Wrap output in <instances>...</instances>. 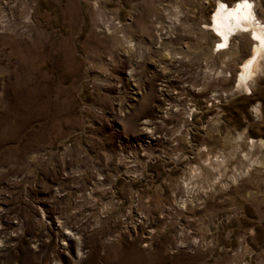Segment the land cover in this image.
<instances>
[{
    "label": "rangeland",
    "instance_id": "374dc122",
    "mask_svg": "<svg viewBox=\"0 0 264 264\" xmlns=\"http://www.w3.org/2000/svg\"><path fill=\"white\" fill-rule=\"evenodd\" d=\"M216 3L0 0V264H264V73L208 105L250 48L212 56Z\"/></svg>",
    "mask_w": 264,
    "mask_h": 264
},
{
    "label": "bare ground",
    "instance_id": "6f19581e",
    "mask_svg": "<svg viewBox=\"0 0 264 264\" xmlns=\"http://www.w3.org/2000/svg\"><path fill=\"white\" fill-rule=\"evenodd\" d=\"M257 1L259 2V0ZM254 2V0H236L233 4H228L224 0H217L208 22L205 23L206 28L204 29L216 38L215 43L223 46H226L229 36L236 31L239 32L238 35L245 36L249 39V54L242 62L244 64L242 69L238 70L241 74L239 77L236 75L235 83L239 81V91H251L252 94V87L256 82V78L261 73H264V19L259 18L255 13V9L253 8ZM213 14L214 16H212ZM213 31L218 35L216 33L213 34ZM254 107L256 111H259L257 106ZM239 136V138L242 137V135ZM248 140H250L248 142L249 144L264 147V140L262 139L249 138ZM61 227L62 225L60 224L58 228L63 231ZM64 230L62 232L63 246L67 247L69 241L77 238V257L81 259L83 254L81 252L80 237H76V231L70 229Z\"/></svg>",
    "mask_w": 264,
    "mask_h": 264
},
{
    "label": "built area",
    "instance_id": "2783aa9c",
    "mask_svg": "<svg viewBox=\"0 0 264 264\" xmlns=\"http://www.w3.org/2000/svg\"><path fill=\"white\" fill-rule=\"evenodd\" d=\"M115 26L118 28H123V23L121 21H116ZM237 40H238V37H236L235 39L228 40V42H226V46L220 45L219 43H214V45L212 47V56L218 57L222 54L231 53V51L233 50V46L235 45V43H237ZM241 63L237 64V66L233 67V68L229 67L227 64H222V65H217V66L215 64L213 66V68L211 69V71L208 72L210 79L214 80L215 82L219 81V79H221L223 81H227V82H229V81L233 82V86L231 87V89L220 90L221 88H218L215 90V92H213L209 96L208 105L210 107L221 106V105L227 103L232 98L236 97V95L238 93H243L247 96L252 95L251 91H246V92L239 91V89H238L239 81H237L235 83L236 75H238V77H239V75L241 74V72H238V70L242 69V67L244 65L243 63L242 64ZM128 78H130L131 82L134 83L135 78H134L133 70L127 71V80H128ZM116 83H118L117 92L120 93L121 86L123 88V83L121 81L118 82V80L116 81ZM132 87H133L132 89L130 88V91H131L130 95H132V97H133L132 99H136L137 97H139L141 95L143 89H141V87L139 89H137L136 83H134L132 85ZM163 87H166V85H162L160 90H162ZM186 87H187V85L184 84L183 88H186ZM163 90L165 91V89H163ZM166 110L168 111L169 108H165L164 114H165ZM194 112H196L195 108H192L191 110H189V112L186 113V114H188V116H185V119L192 121V117L194 115ZM153 125L151 127L150 126L148 127V133L142 134L143 138H145V139H141L138 141L139 142L138 143L139 149H141L143 151L142 155H143V157H145L147 159H150L151 155H149V154L154 151V142L153 141L156 139L155 134H156V127L157 126H153Z\"/></svg>",
    "mask_w": 264,
    "mask_h": 264
},
{
    "label": "clouds",
    "instance_id": "9594fccd",
    "mask_svg": "<svg viewBox=\"0 0 264 264\" xmlns=\"http://www.w3.org/2000/svg\"><path fill=\"white\" fill-rule=\"evenodd\" d=\"M253 8H254V6H253ZM236 34H237V31L234 32V33H232V34L229 36V38H231L232 36H234V35H236Z\"/></svg>",
    "mask_w": 264,
    "mask_h": 264
}]
</instances>
